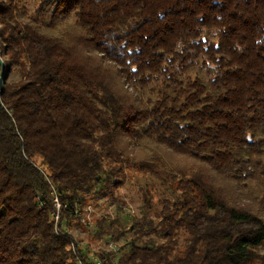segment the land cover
<instances>
[{"label": "trees", "instance_id": "16d2710c", "mask_svg": "<svg viewBox=\"0 0 264 264\" xmlns=\"http://www.w3.org/2000/svg\"><path fill=\"white\" fill-rule=\"evenodd\" d=\"M35 3L0 0V264H77L75 210L119 211L126 169L169 195L94 219L119 256L78 246L85 264H264L239 201L264 194V0Z\"/></svg>", "mask_w": 264, "mask_h": 264}, {"label": "rangeland", "instance_id": "374dc122", "mask_svg": "<svg viewBox=\"0 0 264 264\" xmlns=\"http://www.w3.org/2000/svg\"><path fill=\"white\" fill-rule=\"evenodd\" d=\"M28 6L29 10H33L36 7V3L38 0H23ZM15 75H13V78ZM8 78V74H7ZM127 177L125 178V184L119 188L117 192L121 193L124 197L126 202L125 206H121L119 211L116 210V205L107 203L104 199L96 200L86 198L81 210L80 214L84 221L81 223L80 226H75L71 228L70 233L73 239L79 244V246H88L90 250L93 252H98L99 250H103V248H107L106 243L108 239H100L93 237L89 239L88 232L93 229L92 225H94V219L105 217L106 220L113 219L114 217L126 216L127 213L131 216H138L139 210L142 205V198L140 192L137 190L139 186L148 184L149 186L147 189H150L151 193H153L152 202L157 206L156 203L158 202V198L160 196H168L169 193L166 188V185H162L158 179L152 177L151 179L147 178V176L137 173L132 169H126ZM264 179V177L262 178ZM256 187L258 188L257 182H253ZM264 188V186H263ZM239 201L243 204H250L251 206H258L261 209V215L264 218V194L262 192L252 193L248 189V185L245 188V191L239 195ZM120 206V205H119ZM119 212V213H118ZM86 222V223H85ZM88 225H84L87 224ZM90 224V225H89ZM101 240V241H100ZM89 244V245H88ZM117 247L119 246L117 242H115Z\"/></svg>", "mask_w": 264, "mask_h": 264}, {"label": "built area", "instance_id": "2783aa9c", "mask_svg": "<svg viewBox=\"0 0 264 264\" xmlns=\"http://www.w3.org/2000/svg\"><path fill=\"white\" fill-rule=\"evenodd\" d=\"M53 201H54V205H55V211L53 212V219H54V223H55V228H57L56 225H57L58 220H59V210L61 208V205L59 204L56 196H54ZM39 204H40V206L42 205V203L40 201H39ZM75 215L77 217H79L80 222L84 221V219L82 218V216L80 214V209L75 210ZM85 225H88V222ZM106 245H107V248H103V250L110 252L113 263H116L117 257L119 256V250H118L117 245L115 244V241L113 239H109L108 242L106 243ZM78 246H79V244L74 239L71 240L69 243L71 253H72L73 257L75 258L77 264H85L82 256L79 254V252L77 250ZM90 251H92V250H90ZM88 260H89V262L93 263L97 260V258L95 255H89Z\"/></svg>", "mask_w": 264, "mask_h": 264}, {"label": "water", "instance_id": "95a60500", "mask_svg": "<svg viewBox=\"0 0 264 264\" xmlns=\"http://www.w3.org/2000/svg\"><path fill=\"white\" fill-rule=\"evenodd\" d=\"M0 85H2L3 81H4V78H5V66L0 58ZM0 90H1V87H0Z\"/></svg>", "mask_w": 264, "mask_h": 264}]
</instances>
